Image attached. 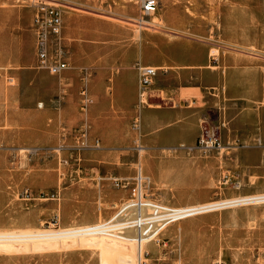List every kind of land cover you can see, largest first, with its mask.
Returning a JSON list of instances; mask_svg holds the SVG:
<instances>
[{"label":"rangeland","instance_id":"374dc122","mask_svg":"<svg viewBox=\"0 0 264 264\" xmlns=\"http://www.w3.org/2000/svg\"><path fill=\"white\" fill-rule=\"evenodd\" d=\"M34 2L0 0V233L63 232L117 216L123 222L134 215L122 208L141 171L147 200L169 207L264 194V141L254 131L244 146L250 133L232 126L239 112L227 110L223 123L211 125L226 150H199L201 127L194 141L159 144L158 135L176 127L191 136L202 116L189 100L164 125L155 117L176 109L173 100L160 90L164 100L143 104L139 75L137 87L129 80L138 64L159 65L168 72L154 87L186 89L191 62H206L204 72L246 55L264 62V0H160L154 27L139 24L138 0H63L69 68L57 76L37 63ZM255 106L263 109L264 101ZM59 238L0 240V264L108 259L83 240L89 237ZM159 239L148 242L145 264H264V202L179 220Z\"/></svg>","mask_w":264,"mask_h":264},{"label":"crops","instance_id":"0c3cea01","mask_svg":"<svg viewBox=\"0 0 264 264\" xmlns=\"http://www.w3.org/2000/svg\"><path fill=\"white\" fill-rule=\"evenodd\" d=\"M247 58H233L229 62L213 66L215 70L200 71L199 68L206 66V62L199 65L198 63L188 64L192 68L193 84L186 89L176 88L169 89L165 85L156 86V80L159 76L168 72L162 66H155L161 69L157 76L155 83L151 88V93L154 97L152 99H162L165 97L160 90L165 91L167 96L170 97L176 109L172 108L165 111L160 116H156L157 121L162 124H169L176 122L179 118V111H182V106L185 101H192L191 110L201 114V121L199 116L191 124V136L186 135V131L179 129H169L158 135V143L164 145H176L180 143H188L194 141V135L203 130L205 122L208 127L211 125L221 124L225 117L227 110L231 114L239 115L235 117L232 126H235L236 131L244 135V131L250 133L249 136H244V146L249 148L255 136L254 131L259 132L261 143L264 141V107L261 110H256L255 104L264 101V62L258 60L251 55H246ZM129 80L137 87L138 74L133 71ZM207 81L210 82L207 84ZM218 84V86H216ZM157 91V92H153ZM217 111L218 118L212 119L210 112ZM232 116V115H230ZM223 123V122H222ZM181 125H178L180 127ZM222 129V126H219ZM224 127H227L224 121ZM222 131V130H221Z\"/></svg>","mask_w":264,"mask_h":264},{"label":"built area","instance_id":"2783aa9c","mask_svg":"<svg viewBox=\"0 0 264 264\" xmlns=\"http://www.w3.org/2000/svg\"><path fill=\"white\" fill-rule=\"evenodd\" d=\"M34 23L37 28V63L42 69L49 71L52 75H61L68 70L69 65L63 51V39L61 29L63 26V9L65 3L63 0H36L34 2ZM140 11L142 17H149L154 14L160 4V0H140ZM139 75V98L140 102L147 104L154 97L151 93L154 80L160 73V68L153 66L137 65ZM86 103H90L89 96L83 95ZM211 126H205L198 138L197 148L203 152L222 151L227 148L222 144L220 138L211 131ZM117 183H119L117 181ZM145 181L139 175L132 189V198L123 206L122 213H129L131 210L145 208L144 213L134 211V215L125 218L122 225L123 229L106 231L112 223H97L85 228L82 232L88 236H100L104 232L110 234H119L127 228L140 230V236H151L155 238L167 225L173 223L179 215V212L173 208L147 200L144 194ZM201 212L189 211L185 218L199 215ZM182 220V219H181ZM161 243V241H158ZM143 241L140 240V245ZM141 247V246H140ZM146 254H140L139 264H145ZM214 264H223L217 260Z\"/></svg>","mask_w":264,"mask_h":264},{"label":"bare ground","instance_id":"6f19581e","mask_svg":"<svg viewBox=\"0 0 264 264\" xmlns=\"http://www.w3.org/2000/svg\"><path fill=\"white\" fill-rule=\"evenodd\" d=\"M140 3V0H138ZM152 20H147L145 18L147 17H142L139 20V24L142 26H150L151 27L155 26L158 23V18L153 14ZM161 21V20H160ZM140 65V64H139ZM140 99V98H139ZM141 101V100H140ZM144 104V103H143ZM139 176V175H138ZM140 176L142 177L143 181H146L147 179L143 177L142 171L140 173ZM138 180V177L136 181ZM135 181V183H136ZM134 187V185H133ZM264 202V194L262 195H253V196H245V197H238V198H233V199H227V200H222V201H217V202H209V203H204V204H199V205H191V206H186V207H169L165 206L168 208H173L174 210L179 212V215L176 219H185L189 215V211H197L201 212L200 214L208 213L213 210L221 209V208H226V207H231V206H236L239 204H249V203H261ZM125 205V204H124ZM144 213L145 208H142L141 210L139 209H134V211ZM133 210L130 212L133 213ZM124 214V213H123ZM196 216V215H195ZM179 220L174 221L178 222ZM117 221V222H115ZM112 222L108 229L106 231L110 230H117V229H123L122 227H119L122 225L123 222H119L118 216L113 220L110 221ZM108 222V224L110 223ZM115 222V223H114ZM107 223V222H103ZM167 225L155 238H152L151 236H140V230L139 229H134V228H127L124 231L120 232L119 234H125L126 236H120L117 234H110L107 232H104L100 236H88L82 232H85V227H81L75 230H69V231H63V232H38V233H33L30 231H25V232H5V233H0V240L5 241H14L16 244L18 242H37L36 244H47L44 243L43 241L45 240H51V239H56L59 237L62 238H70V237H89L87 239H83L86 242H90L93 245L97 246L99 249L101 248L103 253L108 254V259H103L101 264H139L140 262V254L142 253H148L149 249L151 246L148 242L150 241H155L157 244H159L158 241H160L159 236L162 234V232L169 227L171 224ZM94 225V224H93ZM90 226V225H89ZM111 237L114 239H118L124 242L126 245L122 246H114L113 244L110 243L106 238ZM60 239V238H59ZM142 239L143 243L140 245V240ZM22 243V244H23ZM122 243V242H121ZM10 245L8 247H15L17 245ZM137 245V246H136ZM141 246V247H140ZM19 247V246H17ZM155 251V249H154ZM149 254V253H148ZM148 260V259H147ZM137 261V263H136Z\"/></svg>","mask_w":264,"mask_h":264}]
</instances>
